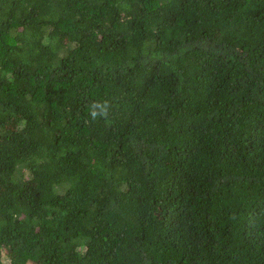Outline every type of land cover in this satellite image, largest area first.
Instances as JSON below:
<instances>
[{
  "label": "trees",
  "instance_id": "16d2710c",
  "mask_svg": "<svg viewBox=\"0 0 264 264\" xmlns=\"http://www.w3.org/2000/svg\"><path fill=\"white\" fill-rule=\"evenodd\" d=\"M0 264H264V0H0Z\"/></svg>",
  "mask_w": 264,
  "mask_h": 264
},
{
  "label": "clouds",
  "instance_id": "9594fccd",
  "mask_svg": "<svg viewBox=\"0 0 264 264\" xmlns=\"http://www.w3.org/2000/svg\"><path fill=\"white\" fill-rule=\"evenodd\" d=\"M97 107H99V105H97ZM107 110H108V104H107V102H105V104H104V106L100 112H97L96 110L93 109L90 111L89 115H90L92 120H96V118L98 116H103V117L107 118Z\"/></svg>",
  "mask_w": 264,
  "mask_h": 264
}]
</instances>
